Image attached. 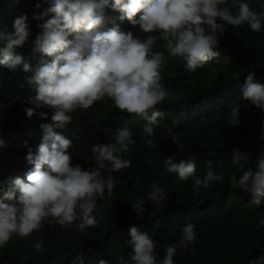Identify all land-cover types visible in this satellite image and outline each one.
Returning <instances> with one entry per match:
<instances>
[{"label": "clouds", "instance_id": "1", "mask_svg": "<svg viewBox=\"0 0 264 264\" xmlns=\"http://www.w3.org/2000/svg\"><path fill=\"white\" fill-rule=\"evenodd\" d=\"M227 3L228 0H38L35 9L39 11L33 12V19L42 21L38 24L41 31L36 34L31 50L20 48L31 35L27 13L13 20L12 31L0 28V66L18 70L22 75L31 73L25 81L34 95L26 101L31 107H25L24 112L29 119L33 116L44 119L38 128L33 127L35 139L25 151L24 160L31 167L25 170L20 166L9 174L10 165L1 169L0 247L8 245L18 258L33 257L39 251L46 254L47 239L43 247V241L35 244L31 236L48 218L61 227L75 225L80 232L98 224L94 215L98 212L96 197L103 196L106 190L110 194L115 187L113 177L104 178L101 170L106 164L110 165V172L131 166V161L119 154L129 152V146L135 144L132 131L127 126L120 128L123 119L111 126L115 131L112 140L91 146L95 166L85 169L73 162L68 151L72 136L58 130L66 128L76 112L110 98L115 110L144 118L142 135L146 145L155 148L154 126L163 117L157 105L169 92L161 83L164 53L153 51L157 36L152 34L158 33L167 52L184 58L187 70L195 72L218 55L216 32L225 23L232 26L246 23L251 30L261 31L264 12L254 11L246 0H232V8L224 6ZM43 4L47 6L42 7ZM109 9L119 15H110ZM117 19L127 20L132 28L138 27L148 35L142 40L131 30H121ZM205 26L210 31L206 32ZM254 76V71H250L244 77L242 97L264 112V83ZM239 111V106L232 111L235 124L239 123ZM204 119L201 116L198 122ZM171 140L178 148L183 147L178 136L171 135ZM23 151L17 134L5 125L1 127L0 156ZM231 162L240 173L238 184L247 193L246 202L252 199L254 205L260 206L264 199V152L257 155L254 169L246 167L248 157L239 147L233 149ZM163 163L180 181L194 177L191 195H198L211 181L223 178V173L213 170L211 162L203 175L196 176L192 155L179 161L169 156ZM232 179L236 182L235 176ZM151 189L150 201L159 203L166 199L167 193L157 183ZM203 204L195 205L190 212L206 209ZM143 208V199L132 204L133 212ZM146 228L150 235L135 225L129 227L126 244L131 248L128 259L132 264H174L177 248L186 249L196 240L195 225L184 226L176 244L170 245L168 239L169 246L159 262L156 233ZM226 240L220 233L214 238L222 245Z\"/></svg>", "mask_w": 264, "mask_h": 264}, {"label": "trees", "instance_id": "2", "mask_svg": "<svg viewBox=\"0 0 264 264\" xmlns=\"http://www.w3.org/2000/svg\"><path fill=\"white\" fill-rule=\"evenodd\" d=\"M37 2L0 0V28L12 31L13 20L23 13L28 15L31 35L20 48L31 50L36 34L41 31L38 24L42 21L33 19V12L39 11L35 9ZM246 2L254 11L264 12V0ZM224 6L232 8V0ZM108 12L114 17L119 15L110 9ZM116 23L121 30H131L142 40L148 35L138 27L132 28L127 20L117 19ZM263 23L260 32L251 30L246 23L240 26L225 23L224 28L216 32L218 55L195 72L187 70L184 58L171 56L164 47L165 41L158 33H153L157 36L153 51L164 53L161 83L169 92V96L157 105L163 113L154 126L152 139L157 146L153 148L145 143L146 138L142 135L144 118L115 110L110 98L102 100L103 104H93L87 110L76 112L71 123L58 130L63 134L67 131L73 138L68 149L73 162L80 163L85 169L94 167L91 146L110 142L115 133L111 126L123 119L124 125L120 128L127 126L132 131L135 144L129 146V152L119 155L129 159L131 166L120 172H110V165L106 164L101 170L104 178L113 177L115 187L110 194L106 190L103 196L96 197V226L80 232L75 225L61 227L48 218L31 236L35 244L43 241V247L47 239L46 254L39 251L33 257L18 258L5 244L0 247V264H90L100 260L107 264L111 261L132 264L128 259L131 248L126 241L129 227L133 225L148 233L147 226L156 233L154 239L160 262L169 246L168 239L172 242L170 245L176 244L182 228L188 224L195 225L196 240L186 249L177 248L174 264H264V224H261L264 199L260 206L254 205L252 199L246 202L247 193L238 184L240 173L231 162L233 149L239 147L248 157L246 167L254 169L257 155L264 152V112L243 99L241 91L244 77L250 71H254L256 81L264 83ZM205 28L206 32L210 31L207 26ZM28 75L0 66V128L5 125L16 133L24 150L0 156V173L8 165L7 174L20 166L25 170L31 167L24 160L25 151L35 139L34 128H38L44 119L37 116L29 119L24 112L25 107H31L26 101L34 95V90L25 81ZM237 106L239 123L235 124L232 111ZM201 116L205 119L198 122ZM173 134L179 137L182 148L173 144ZM189 155L195 158L196 176L203 175L211 162L213 170L223 173V178L211 181L198 195H191L194 177L180 181L178 175L168 172L163 163L169 156L179 161ZM153 183L167 193L166 199L159 203L148 199ZM138 199L144 200L143 211L133 212L132 204ZM201 203L206 209L190 212ZM218 233L227 239L224 245L214 241ZM234 246L237 248L232 249Z\"/></svg>", "mask_w": 264, "mask_h": 264}]
</instances>
